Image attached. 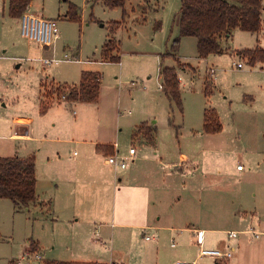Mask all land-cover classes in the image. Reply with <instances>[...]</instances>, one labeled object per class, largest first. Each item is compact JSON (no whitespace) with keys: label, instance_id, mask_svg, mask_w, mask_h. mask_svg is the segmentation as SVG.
<instances>
[{"label":"rangeland","instance_id":"374dc122","mask_svg":"<svg viewBox=\"0 0 264 264\" xmlns=\"http://www.w3.org/2000/svg\"><path fill=\"white\" fill-rule=\"evenodd\" d=\"M181 5L182 0H129L124 15L123 8L110 9L102 0H32L27 14L58 23L59 38L51 46H44L22 35L21 23L9 14L8 0H0V68L5 81L0 86V127L9 129L14 114L34 109L44 114L38 120V136L69 138L65 132L80 117H74L73 111L79 112L78 103L83 101H69L63 96L80 83L82 72H97L101 74L98 102L102 114L112 119L106 129L115 133L114 139L125 153L132 144L131 123L150 116L151 123L157 121V128L180 127L179 133L186 130L193 138L202 133L204 109L214 108L222 130L213 136L196 137L198 159L207 171L204 176L208 174L198 175L197 182L222 178L228 187L241 192L250 183L264 188V150L260 148L264 130L256 133L264 123V63L251 65L237 54L243 49H264V15L259 33L236 29L229 38L220 39L222 54L201 58L196 38L180 37ZM114 22L121 24L112 34ZM109 37L118 43V62L102 59V47ZM178 37L180 41L175 45ZM46 60L52 63L47 65ZM237 63L243 67H237ZM164 67L176 71L182 109L161 89ZM209 68L215 69L213 75ZM119 117L122 131L118 138L115 123ZM54 123L58 134L52 133ZM6 144L7 140L0 139V153ZM44 144L38 143L39 147ZM17 146L15 143V149L22 148ZM65 146L67 158L74 156V151L80 152L74 147L70 153ZM237 165L244 170L236 171ZM217 166L221 173L215 169ZM120 188L117 186L115 196L113 192L110 197L106 193L99 196L105 204L110 199L116 213L120 209ZM40 201L16 209L11 200L0 198V229L18 250L28 246L30 239L41 237L48 255V250H53L56 227L45 220L43 212L49 210ZM143 236L151 238L147 230ZM90 251L93 253V248Z\"/></svg>","mask_w":264,"mask_h":264},{"label":"crops","instance_id":"0c3cea01","mask_svg":"<svg viewBox=\"0 0 264 264\" xmlns=\"http://www.w3.org/2000/svg\"><path fill=\"white\" fill-rule=\"evenodd\" d=\"M17 21L20 23V18ZM1 70L0 86L5 82ZM78 104L79 112L74 110L73 115L80 117L65 132L69 138L38 136V120L44 114L34 109L14 114L9 129L0 127L5 132L0 133V139L9 143L1 146L0 157L35 158L37 201L41 198L40 203L49 210L43 212L45 220L56 227L53 250H48V255L41 237L30 239L28 246L18 250L0 229V264H264V188L250 183L241 192L228 187L222 178L211 183L196 180L198 175H208L204 176L207 171L198 159L196 137L218 134L203 132L204 117L202 133L193 138L186 130L179 133L180 127L157 128V121L151 123L150 116L131 123L130 148L135 147L136 152L128 166L121 169L106 162L113 154L130 155L115 141V133L106 129L112 119L102 114L98 100ZM2 106L6 107L5 103ZM144 122L157 129L154 144L141 136L133 138L136 128ZM56 126L54 123L53 134L59 133ZM120 126L119 117L115 123L118 138ZM262 130L264 123L256 133ZM262 137L260 148L264 150V131ZM15 143L22 148L15 149ZM38 143L46 144L39 147ZM65 145L70 153L71 148L80 149L73 152L77 158L65 157ZM215 169L222 172L218 166ZM243 170L237 165L236 171ZM117 186L121 188L116 213L110 199L105 204L99 196L106 193L110 197L112 192L115 196ZM145 230L151 238L144 239ZM231 231L237 236L230 237ZM198 232L202 233L200 243ZM95 247L104 250L97 251ZM92 248L93 253L88 252ZM202 248L230 249L233 254L228 260L218 261L201 257ZM26 251L40 254L41 259L25 257Z\"/></svg>","mask_w":264,"mask_h":264},{"label":"trees","instance_id":"16d2710c","mask_svg":"<svg viewBox=\"0 0 264 264\" xmlns=\"http://www.w3.org/2000/svg\"><path fill=\"white\" fill-rule=\"evenodd\" d=\"M110 9L123 8L129 0H102ZM32 0H8L10 16L20 18L27 12ZM264 0H182L178 18L180 37L189 36L197 39L199 57L207 58L213 54H222L220 45L222 37L229 38L236 29L259 33L263 29ZM120 22H114L111 27L113 34ZM175 40V45L180 41ZM118 43L109 37L102 47V59L107 62H118ZM245 57L249 64L264 63V49H243L237 52ZM163 80L162 90L165 95L182 109V99L179 91V80L174 68L161 69ZM101 74L84 71L78 85L70 87L65 95L69 101L97 102L100 92ZM207 87V93H208ZM46 106H43V111ZM222 124L214 108H205L203 132L219 133ZM156 127L142 123L133 133V138L141 136L150 144H154ZM37 175L34 157L21 158L15 156L0 157V198L11 200L16 209L28 207L36 202ZM45 264H70L67 262H46Z\"/></svg>","mask_w":264,"mask_h":264},{"label":"built area","instance_id":"2783aa9c","mask_svg":"<svg viewBox=\"0 0 264 264\" xmlns=\"http://www.w3.org/2000/svg\"><path fill=\"white\" fill-rule=\"evenodd\" d=\"M20 23H21V33L24 37L28 38L31 41H34L38 44L44 45V46H51L53 42L59 38L60 33L58 29V23L55 19H46L41 16H35L33 14H27L24 13L20 17ZM52 61H45V64H50ZM237 67L242 68V63H237ZM215 73L214 68H209V74L213 75ZM162 88V86H161ZM64 98V97H63ZM76 113V112H74ZM136 152L135 147H131L129 150V156H118L116 154H113L109 157H107L106 162L110 166L114 168H121L125 169L128 166V162L134 157ZM238 168L241 169L242 165H238ZM201 232L197 233L198 236V242L200 243L201 240ZM230 237H236L237 232L231 231L229 232ZM149 238V237H147ZM232 251L229 250H221V249H205L202 248L200 251V256H209L216 260H228L232 257ZM34 257L37 259H41L40 254H32L30 251H26L24 256L27 258ZM111 264H117V263H111ZM175 264H196L193 261H177Z\"/></svg>","mask_w":264,"mask_h":264}]
</instances>
